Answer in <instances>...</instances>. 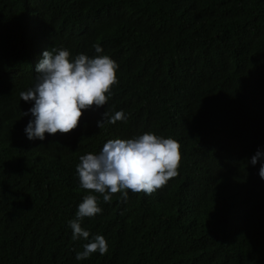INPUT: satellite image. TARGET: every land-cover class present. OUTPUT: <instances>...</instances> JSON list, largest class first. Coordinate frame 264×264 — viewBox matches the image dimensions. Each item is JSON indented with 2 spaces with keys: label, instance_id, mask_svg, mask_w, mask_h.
Wrapping results in <instances>:
<instances>
[{
  "label": "trees",
  "instance_id": "16d2710c",
  "mask_svg": "<svg viewBox=\"0 0 264 264\" xmlns=\"http://www.w3.org/2000/svg\"><path fill=\"white\" fill-rule=\"evenodd\" d=\"M102 55L118 64L107 104L68 133L29 140L42 52ZM122 111L127 119L97 121ZM144 132L181 145L177 175L152 194L119 192L81 221L104 255L68 221L91 190L78 158L108 139ZM264 0H0V264H264Z\"/></svg>",
  "mask_w": 264,
  "mask_h": 264
},
{
  "label": "clouds",
  "instance_id": "9594fccd",
  "mask_svg": "<svg viewBox=\"0 0 264 264\" xmlns=\"http://www.w3.org/2000/svg\"><path fill=\"white\" fill-rule=\"evenodd\" d=\"M97 55L84 53L72 56L68 49L51 47L42 52L35 68V83L19 93L20 99L31 106L23 116L30 114L23 131L29 140L45 139V134L68 133L78 126L82 112L91 106L107 104L112 87L118 83V64L108 55H102L99 43L92 45ZM97 121L114 124L126 120L122 111ZM182 158L181 145L172 137L144 132L130 138L108 139L98 153L80 155L75 166L79 187L91 192L83 196L77 205L75 218L68 221L73 240L87 241L75 259L81 261L93 253L104 255L108 244L103 235L92 234L81 226L85 217L102 212L98 197L110 203L112 194L119 192L120 199L127 201L132 193L152 194L177 175ZM259 162L258 175L264 180V149L257 148L247 161L255 166Z\"/></svg>",
  "mask_w": 264,
  "mask_h": 264
}]
</instances>
